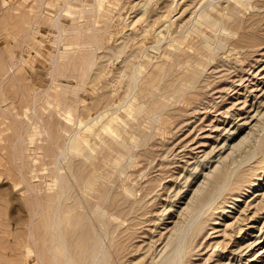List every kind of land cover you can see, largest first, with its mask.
<instances>
[{"label":"rangeland","instance_id":"1","mask_svg":"<svg viewBox=\"0 0 264 264\" xmlns=\"http://www.w3.org/2000/svg\"><path fill=\"white\" fill-rule=\"evenodd\" d=\"M202 8L223 26L201 23ZM244 33L257 44L239 41ZM263 76L264 0H0V264H52L43 240L57 206L60 218L79 216L98 232L111 223L114 264L158 259L162 236L224 153L220 144L206 154L207 135L219 133L222 143L249 130L257 109L264 112ZM74 135L95 143L91 158L76 154ZM254 144L235 153L237 162ZM245 184L243 199L213 216L211 244L197 246L188 264H241L254 249L264 252V181L254 193ZM181 185L185 199L176 195ZM255 235L252 251L231 252Z\"/></svg>","mask_w":264,"mask_h":264},{"label":"bare ground","instance_id":"2","mask_svg":"<svg viewBox=\"0 0 264 264\" xmlns=\"http://www.w3.org/2000/svg\"><path fill=\"white\" fill-rule=\"evenodd\" d=\"M88 2H90V1H88ZM143 4L145 5L146 3H143ZM87 11H91V9L88 8ZM58 20L59 19H57V21ZM199 20L201 23H205L206 25H208L209 27H211L214 30H217L223 26L222 21H219L217 18H215L211 13H209V11L206 10V8L201 9ZM60 30H62V28ZM245 35H246L245 33L240 35V38L238 40L241 42H248L245 44L249 47L255 46V44H257L256 41L247 40L245 38ZM189 71L191 72L192 70L189 69L187 72H189ZM193 71H194V69H193ZM169 73H171V72H169ZM218 93H219V91H218ZM255 93H256V91H255ZM260 100L263 103L264 97L261 98ZM181 103H180V105H181ZM258 104H259V102H258ZM221 109H222V107H221ZM223 109H224V107H223ZM243 109H244V107L236 108L237 112H236V110H235V112L238 115H241V114H243V112H242ZM134 111L139 112V108H136ZM226 111H227V109H226ZM261 112L259 111V109H257V111L255 112V113H257V116L255 117L256 121L254 123L252 122L253 124L249 127V130L248 131L246 130V133L243 136H241V138H239L238 140H235V136H232L231 139H229V137L228 138L225 137L223 142L219 143L218 142L219 133L213 135V134H211L212 133L211 132L209 135H207L209 138H212V141L210 140V142L213 145H211L212 147L206 152V154H210L211 152H213L215 150V148L217 146H219L220 144L221 145L219 146L220 147L219 150L224 149V153L220 151L219 158L217 157L218 159L216 158V156H214L216 158V160L212 161L211 166H209L210 168H208V170L205 173L203 172L204 176H201V178H203V179L202 180L200 179L201 181H199L198 185L196 187H193L194 189L192 190V194L188 197L185 205L182 208H180V210L178 212V214H179L178 218H177V220L175 219V221H174L175 223L173 222L174 223L173 227L171 226L172 228L164 236H162V234H163V232H162L161 236H162V238L163 237L164 238H163V245H162V247L158 253V254H160L159 258L152 261L151 263H148V261H146L144 263H143V261H140L137 264H188V262L190 260V256H191V254H193L194 249L197 246H201L202 244H204V242L208 238L212 237L210 234L212 232H210L209 227H207V226L210 224L214 225V224L219 223V218L213 217V216H215V215L218 216L217 213H220L225 208V206L226 207L232 206L231 204H234L237 201H240L243 199L242 198V193H243L242 190H244L243 185L245 184V182L248 181V184H245V185H248V189H245V190H247L249 193L250 192L254 193L256 191V190L252 191L253 188H255L257 185H259V181H261V182L264 181V177H263V175H264V137H263L264 136V112H262V113ZM224 114L222 113V115H224ZM254 114H252V116H254ZM231 116H232V114H231ZM249 116L250 115L245 116L243 118L245 120V122H244L245 125H243V126H247V124L249 123V122L247 123ZM218 118H220V117H218ZM218 118L216 120L217 122L215 121L216 123L214 124V126H218V123H220ZM202 125H203V122H202ZM220 125L221 124H219V128H220ZM109 127H111V125ZM219 128L217 127L215 129L216 132H217V130H220ZM113 129L114 128H112V130ZM236 129H237V127H236ZM114 136L118 138L120 135H119V133L114 132ZM79 139L80 138L77 135L73 136V139L71 141L72 148L75 150L76 154L84 155V156H86V158H91V156H93V151L89 147H92V148L95 147V143L89 142L88 143L89 146H87V145L83 144L82 142H80ZM253 139L255 140L254 146H256V143L260 141L259 149L258 150L252 149V150L246 152L245 155L242 157L241 161L237 162V158L235 156V153L238 152L239 150H241V148L244 147V145L249 140H253ZM197 141H199V140H197ZM202 141H203V139H202ZM205 141H207V140L204 139L203 142H205ZM205 144H207V143L200 144V146L201 147L203 145L205 146ZM209 145H210V143H209ZM217 152L215 153V155H217ZM254 157H256L255 165H250L249 167H246L245 165H247ZM207 162L209 163L211 161L208 160ZM214 162H216L215 165H213ZM235 163H237V165H236L237 167L233 166ZM241 164H245L244 165L245 167H242L241 169H239V165H241ZM204 165H206V164H204ZM209 165H210V163H209ZM237 169H238V173H237L236 177L233 178V173ZM249 170H253L256 173V177H254L253 179L244 178L243 175L245 173H247V171H249ZM192 174L193 173L191 172L190 174L186 175L184 185L189 184L188 180H189L190 176H192ZM193 182H194V180H193ZM88 185H90V182H88ZM184 185H181L180 188L179 189L177 188L178 190L176 191V195L179 194L180 195L179 197L182 199L184 197L182 196L181 191H182V188L184 187ZM178 187H179V185H178ZM190 188H191V185H190ZM187 189H189V188H187ZM183 192H185V191L183 190ZM227 194H231L233 200L232 199L229 200L228 198H226L225 196ZM261 196H262V194H261ZM186 198H187V196H186ZM173 200H175V199H173ZM224 202L228 203V204L222 205ZM263 203H264V199L262 200V204ZM171 206H173V205H171ZM221 207H223V209H221ZM59 211H60L59 206L55 207L53 214H52V217L50 216L52 219L50 220L49 225L46 227L47 230L44 234V240H43L44 242L42 241L43 244L45 245V248H47V252H49L52 256V259H51L52 264H114V261L120 258V253L119 254L117 253L116 254L117 256L114 257V250L113 251L109 250L110 248L106 242V237L110 238V240L113 242L115 235H114V233L111 235L109 234V226L111 225V223H105L104 222L105 218H103V220H104L103 221L104 222L103 228L104 229L102 232H98L97 229H95V227L91 228L90 225H87L85 223L80 222L78 219L79 216H77L76 219L72 220V221L69 220L70 219L69 215H66L64 218H60ZM95 212H97L98 214L100 213L103 216V214H104L103 205L98 204L95 207ZM222 214H223V212H222ZM222 214L220 213V215H222ZM163 218H164V216H163ZM211 219H212V222H210ZM101 220H102V218H101ZM67 222H68V224H67ZM115 227H116V224H115ZM215 227H216V225L212 228L215 229ZM251 227L255 228L256 226L251 225ZM263 227H264V225H260L258 228L263 229ZM241 228H243V227H241ZM251 231L253 232L254 229L250 230V232ZM227 232L231 233L229 230L226 229L225 233H227ZM252 232H251V234H252ZM251 234L249 237L250 240L253 236ZM228 235H230V234H228ZM161 236H160V238H161ZM32 237L34 238L33 235H32ZM259 238H260L259 235H255L253 240L250 242H249V239H243V241L240 242L238 245L236 244L237 247L234 248V250L231 252H233V254L236 253L238 255L239 251H244L245 247H250L249 249L252 251L256 247V245H258V243H256V242L258 241ZM149 240L152 241L151 238ZM34 241L36 242V239H34ZM160 241H162V240H160ZM219 242L220 241H217L215 244L218 245ZM154 243H156V242L154 241ZM255 243H256V245L253 247V244H255ZM208 244L209 245L211 244L210 241H206L205 245H208ZM226 244H225V246H226ZM151 245H152V243H151ZM221 245H222V243H221ZM119 246L121 247L120 243L117 244V246H116V249H115L116 252L119 249ZM158 246H157V248H158ZM222 246L224 247V245H222ZM144 247H142V249ZM232 249L233 248H231V250ZM262 249H264V248H262ZM34 250H35V248L31 245L29 248L30 260H32V258H34V255L36 254L34 252ZM137 250L139 251V249H137ZM259 250L260 249H256V250L254 249L252 251V254L247 256L246 260H242V257H240L239 258L240 261L242 260L241 264H259V261L260 262L264 261V255H263L264 252L259 251ZM145 253L146 252L144 251V254ZM242 255L243 254H241L240 256H242ZM136 256H139V254H137ZM140 256H141V253H140ZM235 256L236 255H234V257ZM199 258H201V257L199 256ZM41 259H43V257H41ZM127 260H128V258H127ZM222 260H224V259H220V262ZM225 260L219 264H232L234 262L233 259L231 260L230 257L227 261H225ZM195 262H197V259H195V261L193 260L192 264H194ZM129 263H130V261H129Z\"/></svg>","mask_w":264,"mask_h":264}]
</instances>
